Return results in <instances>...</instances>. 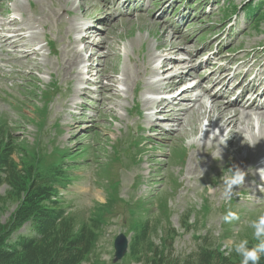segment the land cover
I'll use <instances>...</instances> for the list:
<instances>
[{
    "label": "rangeland",
    "instance_id": "1",
    "mask_svg": "<svg viewBox=\"0 0 264 264\" xmlns=\"http://www.w3.org/2000/svg\"><path fill=\"white\" fill-rule=\"evenodd\" d=\"M182 1L183 4L180 0H139L144 6L134 11L123 10L108 22L111 9L120 12L122 5L129 8V0H0V23L6 19L23 29L26 27L28 30L20 34L26 44L33 42L22 51H37L28 61L13 65L0 62V127L7 124L13 129V145L21 151L14 155L16 164L27 159L40 170L51 169V176L59 170L65 173L61 178L64 186H59L52 202L65 215L73 217L78 227L88 224L95 215L107 223L105 228L101 227L102 236L98 231L100 242L85 264H113L115 237L125 235L131 245L134 230L142 229L148 221L149 235L159 225L160 231L152 237L154 246L162 248L166 230L169 236L177 233L173 250L166 251L173 263L197 251L200 246L197 240L202 237H206L208 248L217 241L219 252L233 255L234 259L240 258L228 251L234 242L246 238L249 247L256 243L246 222L264 214V187L255 181L257 171H251L264 156L260 152L264 149V138L261 144L258 141L264 136V122L256 121L250 131L240 132L233 144L230 136L226 138L227 133L221 137L219 132L203 136L200 128L204 124L209 128L207 117L193 121V130L187 127L184 134L173 123L164 121L158 122L160 127L156 129L154 126L158 124L150 123L145 114L157 109L148 103L156 100L151 99L154 96L149 91L156 84L154 79L172 75L164 71L165 76L155 77L151 70L158 65L157 60L175 58L169 51L172 48L180 51L179 60L187 59L190 52L197 56V65L216 61L212 66L200 68V78L224 66L227 72L231 71L230 76L241 73L237 68L242 59L246 62L242 72L248 75V70H253L248 76L243 75L245 81L261 76L264 17L251 18L253 22L250 14L261 15L264 6L257 11V5L264 0ZM113 2L116 3L111 6L109 3ZM186 5L191 13L182 24L178 8ZM7 12L11 14L7 16ZM86 24L93 30L88 34L89 43H93L90 47L78 37L81 33L85 35L82 27ZM99 33L102 35L98 36ZM46 42L54 43V55H50ZM102 42L106 44L98 47ZM75 52L84 56L99 52L89 62L91 73V63L98 64L99 73L94 71L98 77H92V73L87 78L96 79L100 83L97 86L115 85L114 91L105 92L112 100L101 102L100 89L90 84L87 85L90 89L84 91L89 96L81 95L79 100L75 97L80 82L77 74L83 71L79 69L83 64L78 61L72 75H67V62ZM106 54L111 57L105 59ZM151 55L156 61L152 62ZM221 58L223 61L217 65ZM123 71L130 77L126 82L129 87L115 84L123 83ZM208 87L206 82L204 88ZM136 89L139 94L134 92ZM219 89L214 88L211 94L215 95ZM46 91L48 95L43 100L41 93ZM201 91L189 95L203 96ZM228 99L223 101L228 103ZM209 100L203 96L208 108L212 105ZM135 104L141 114L134 109ZM75 105L77 108H73ZM170 129L171 133H167ZM253 135L260 137L256 141ZM233 166L246 172L245 183L238 190L246 193L240 195L237 191L231 201H225L220 178L228 175ZM116 182L118 187L113 184ZM0 194L3 196L0 223L5 224L17 208L16 193L6 186ZM253 201L260 203L256 205ZM224 207L236 212L239 220L224 223ZM30 230L26 225L12 237L10 244L19 236L29 235ZM129 253L118 264H135Z\"/></svg>",
    "mask_w": 264,
    "mask_h": 264
},
{
    "label": "trees",
    "instance_id": "2",
    "mask_svg": "<svg viewBox=\"0 0 264 264\" xmlns=\"http://www.w3.org/2000/svg\"><path fill=\"white\" fill-rule=\"evenodd\" d=\"M12 134L8 126L0 127V193L2 188L10 186L16 193L17 204L14 216L5 224L0 223V264H84L99 239L100 216L95 215L88 224L78 227L73 217L58 209L52 196L56 192V180L63 174L57 171V179H53L51 169L40 170L36 163L27 159L16 164L14 155L21 151L13 145L15 136ZM8 195L11 196V192ZM2 197L0 194V201ZM28 223H32L33 234L19 238L11 246L13 234ZM149 230L146 223L140 241H135L132 247L131 256L138 264H240V258L234 259L233 255L226 256L204 245L184 261L171 263L170 255L166 253L171 249L163 251L154 246ZM153 233L157 234L155 227ZM171 242L172 239L167 237L164 246ZM143 245L144 252L138 253ZM259 264H264V256Z\"/></svg>",
    "mask_w": 264,
    "mask_h": 264
},
{
    "label": "bare ground",
    "instance_id": "3",
    "mask_svg": "<svg viewBox=\"0 0 264 264\" xmlns=\"http://www.w3.org/2000/svg\"><path fill=\"white\" fill-rule=\"evenodd\" d=\"M83 29L85 35L82 36L81 33V36H78L80 38L79 41L82 43H88L91 46V44L93 43H89L88 40L90 39L91 35L88 34L92 33L91 31L92 26L84 25V27H82V30ZM27 30L28 29L26 27L23 29L20 24H17L14 21H7L6 19H3L1 21L0 23V62L1 63L13 65L17 62L20 61L22 62V60L28 61L29 57H32V55L36 54L37 52L36 50H35L36 52L33 53L22 51L24 48H26L27 45L33 42L31 40V42L28 41L27 42L28 44H26L25 42L26 40L20 34L21 31L25 32ZM105 44H106L105 42H102V43H98L97 46L100 47ZM162 47L165 48V45ZM11 48L12 51L11 50L9 51V49ZM169 51L173 53L175 58L169 60L165 59L164 61H161V59L157 60L158 65L153 67L151 70L153 75H155V77L159 76V74H161V76H165L164 71H166V73L168 74L169 72L172 73V75L168 76L166 79H161V80L158 79L155 82L156 83L155 86H151L149 88L150 93H153V95L163 96L160 99H156L151 102H148L149 105L151 104L153 106H157V109L153 111L155 112V115L159 119L161 118L167 123H173L175 127H178V130L180 132L183 131L185 134L187 131L186 130L187 127L193 130V121H196L201 117L202 118L207 117L208 123H210L208 129L205 127L207 134L211 135L212 133L219 132L218 137L219 136L221 137L224 136L225 133H227L226 138L230 136V138H232L233 144L240 132L250 131L253 123H255L256 121L259 122L261 121L262 123L264 122V104L260 103L262 96H264V92L260 90L262 86L261 82L254 84L250 88V91L255 92V95L249 101L247 102L245 101V97L243 94L238 96L233 103H229V102L225 103L223 101L226 97L231 95L232 92L237 87H240L241 83L246 82L245 81L246 77L244 76L247 75V72L245 73L242 72L243 66L237 68L239 71H241V73L236 72L232 77H230L231 71L227 72L228 70L224 66L220 70L217 71L212 70L211 73H209V75H207L205 78H200L198 77L201 71L200 68H202L204 65H207V67L209 65L212 66V63L215 60L212 61L211 63L209 62L210 60H207L204 63L197 65L195 64V61L197 59L196 55H192V53L187 52L188 54L187 59L179 60L177 56L180 51H177L176 49L173 48L170 49ZM98 53L99 52L92 53L89 60H86L85 57L86 54L84 56L82 52H75L73 54V57H71L67 62V65L69 67V69L67 70V75H72V71L75 63L80 61L82 64H89V62L91 61L90 59L95 54ZM164 53H167V50H165ZM110 57L111 56L109 54L105 55V59H108ZM156 59L157 58L154 55H151L152 62L156 61ZM184 69H186V71L182 72V70ZM248 71L251 73L253 70H248ZM93 72L94 71H92V73ZM90 73H91V66H87L84 68L82 72H79L77 74V79L80 82H82L83 80L81 77L92 75V73L91 74ZM122 76L124 78L123 83L115 82V84L117 85L122 84L124 86L129 87V84H127L130 79L129 75L125 71H123ZM237 77L238 80L240 78H243V80L242 82L235 84L234 82ZM259 77L260 75H257L254 80H257ZM193 82H195V84ZM206 82H209L208 88H204V84ZM219 86H221L220 91H218L215 95L211 94L214 88L216 87L218 88ZM114 87L116 86L115 85L100 86L101 102H107L112 100V97H106L105 92L114 91ZM197 90H202L201 92L203 93V96L205 95L210 98L212 102L210 108L205 106V102L203 103V96L201 94L198 93L194 97H191L189 95L196 92ZM234 104L237 106H233ZM149 105H145V107L148 108ZM121 108H123L122 105ZM156 124L158 125L157 126L155 125L154 127L158 129L160 124L159 123ZM173 134L174 133H172V135ZM259 137L253 135V138L256 139V141ZM263 138L264 136H261L258 139L259 144H261L260 142L262 141ZM242 140L244 141V145H246L247 144L246 140L245 139ZM229 150H227L228 154L231 155L232 152L230 153ZM260 152H264V149L261 150ZM262 157L263 158L259 160L260 165L255 167L252 166L251 168L252 172L257 171L255 173L256 175L260 169H264V156Z\"/></svg>",
    "mask_w": 264,
    "mask_h": 264
},
{
    "label": "clouds",
    "instance_id": "4",
    "mask_svg": "<svg viewBox=\"0 0 264 264\" xmlns=\"http://www.w3.org/2000/svg\"><path fill=\"white\" fill-rule=\"evenodd\" d=\"M202 137H197L201 139ZM228 175L222 176V197L225 201H231L234 190L239 188L245 183L246 172L241 170L237 166H233L228 169ZM264 179V176H261ZM222 220L224 223H232L239 220V216L236 212L228 210L223 215ZM248 227L252 229V239L256 243L249 247L248 239H240L234 242L229 248V253L234 252L236 256L240 257V264H259L261 257L264 256V214L259 215L256 219H252L246 222Z\"/></svg>",
    "mask_w": 264,
    "mask_h": 264
},
{
    "label": "water",
    "instance_id": "5",
    "mask_svg": "<svg viewBox=\"0 0 264 264\" xmlns=\"http://www.w3.org/2000/svg\"><path fill=\"white\" fill-rule=\"evenodd\" d=\"M120 244L121 246L117 250V260H120L124 256L127 250V243L124 239L120 238Z\"/></svg>",
    "mask_w": 264,
    "mask_h": 264
}]
</instances>
